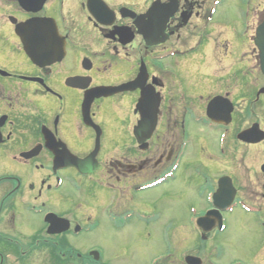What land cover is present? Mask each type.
Returning <instances> with one entry per match:
<instances>
[{"label":"flooded vegetation","instance_id":"af4514ba","mask_svg":"<svg viewBox=\"0 0 264 264\" xmlns=\"http://www.w3.org/2000/svg\"><path fill=\"white\" fill-rule=\"evenodd\" d=\"M218 1L0 0V264H264V162L233 172L264 12ZM194 125L212 174L179 202Z\"/></svg>","mask_w":264,"mask_h":264},{"label":"rangeland","instance_id":"374dc122","mask_svg":"<svg viewBox=\"0 0 264 264\" xmlns=\"http://www.w3.org/2000/svg\"><path fill=\"white\" fill-rule=\"evenodd\" d=\"M246 1L248 2V3L246 2L247 6L249 5L254 6V8L258 7L259 10H261V8L263 7L262 11L259 13L261 16V14L264 12V0H246ZM218 2L219 3L216 7L215 19L216 18L224 19L225 17L229 18L230 16L234 15L235 13V9L233 7V3L235 4L234 0H219ZM263 99L264 96L261 98V101L263 103L261 105V109L259 108L257 109L258 110L257 117L256 116L249 117L247 119V123H251L252 121L257 120L259 123L262 122V127H264ZM196 133L200 135L204 132L202 128H197V125H194L193 129L188 128V132L186 133V135L188 137L189 144L187 147L186 154L183 158V161L180 163L178 169L177 182L172 185L164 186L166 188L177 189V191L183 189V191H179V196H177L179 202H181L182 200L186 201V203L194 200L196 201L198 197L195 193V187L197 184L201 183L202 181L201 175L199 174L200 171L203 170V172L209 175L210 177L212 174L211 170H206L205 168H203V165L201 164L200 160H198L196 157L195 152L197 153L198 157L201 159L207 157L206 150H204L203 147L204 142H200V140L197 141ZM262 147L263 144L260 145L258 149H254V150L251 149L250 151H248V149L242 150V155H243L242 169L241 171H237V170L235 171L233 169V172L235 173V176L237 177L240 183L249 184L251 182H254L255 179H259V176L257 178V174H261V172L258 171V167L260 166L261 163L264 162V149ZM227 167L230 168L232 171V166L230 163ZM251 167L255 168L256 171L258 172L254 174V172H252L250 169ZM260 179H261L259 180L260 182L264 181V178L262 179L261 176ZM184 181L185 183L181 184Z\"/></svg>","mask_w":264,"mask_h":264},{"label":"water","instance_id":"95a60500","mask_svg":"<svg viewBox=\"0 0 264 264\" xmlns=\"http://www.w3.org/2000/svg\"><path fill=\"white\" fill-rule=\"evenodd\" d=\"M151 13L152 7L149 9L147 16H151ZM254 39L259 51L260 71L264 74V20L258 25ZM237 137L245 142H258L264 138V132L258 128L257 124H253L249 129L239 133ZM262 171L264 172V165H262Z\"/></svg>","mask_w":264,"mask_h":264}]
</instances>
